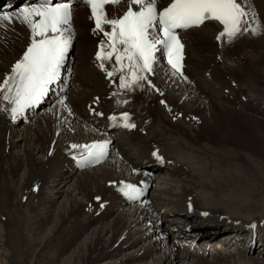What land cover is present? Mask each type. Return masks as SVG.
Listing matches in <instances>:
<instances>
[{"label": "bare ground", "instance_id": "bare-ground-1", "mask_svg": "<svg viewBox=\"0 0 264 264\" xmlns=\"http://www.w3.org/2000/svg\"><path fill=\"white\" fill-rule=\"evenodd\" d=\"M251 10L264 25V0H251ZM74 24L68 93L26 120H14L12 105L0 98L7 109L0 111V264H264V245L252 251L242 244L222 250L195 243L211 239L215 228L207 226L225 223L224 216L242 230L259 227L264 236V114L236 103L239 85L247 88L248 101L264 106V31L220 44L222 28L207 23L186 34L187 76L158 64L144 73L151 85L140 81L119 91L117 78L95 58L103 34L93 32L83 4L75 5ZM29 42L19 23L0 29V80ZM123 98L131 99L123 110L134 114L137 130L115 135L121 154L77 169L71 146L103 139V120L90 109L108 114ZM157 148L173 167L159 172L149 199L128 204L122 184L156 175ZM190 203L196 215L182 216ZM174 213L193 227L185 241L158 233L157 214ZM24 232L38 245L32 253L22 244Z\"/></svg>", "mask_w": 264, "mask_h": 264}, {"label": "snow or ice", "instance_id": "snow-or-ice-1", "mask_svg": "<svg viewBox=\"0 0 264 264\" xmlns=\"http://www.w3.org/2000/svg\"><path fill=\"white\" fill-rule=\"evenodd\" d=\"M74 4H83L89 9L95 25L93 32L102 33L105 38L99 41L95 54L96 60L101 61V70L112 77L115 71H124L125 59L129 62L131 80H126L124 75L119 78V86L128 89L139 86L140 81H148L144 73L153 71L156 53L160 50L165 52L173 74L184 76V45L177 32L179 29L201 27L207 21H215L222 26L216 39L226 37L228 42L248 32L258 35L264 31L254 10L250 11L251 0H35L19 7L18 11L0 14V29L19 23L29 32L30 42L25 51L0 80V98L12 105L10 111L14 120L26 108L41 103L49 86L60 78L75 38ZM250 17L253 18L251 22ZM113 58L115 65L120 67L108 71L103 61ZM4 110L7 109L0 108ZM123 119L125 127H135L127 123V113ZM107 143L73 144L71 147H83L87 151L81 161L83 165L99 161L105 155ZM157 159L161 158L157 155ZM120 191L131 200L142 194L131 184H124Z\"/></svg>", "mask_w": 264, "mask_h": 264}, {"label": "rangeland", "instance_id": "rangeland-1", "mask_svg": "<svg viewBox=\"0 0 264 264\" xmlns=\"http://www.w3.org/2000/svg\"><path fill=\"white\" fill-rule=\"evenodd\" d=\"M39 211H41V208L39 209ZM157 230H158V233H159V231H160V233H162L161 229L157 228ZM27 235H28L27 232L22 233V237H23L22 239H24L22 244H23L25 250L29 248L30 252L32 253L36 249H38V245L34 244ZM28 257L31 260L32 256L30 254Z\"/></svg>", "mask_w": 264, "mask_h": 264}]
</instances>
